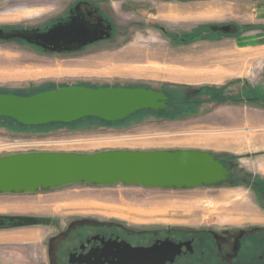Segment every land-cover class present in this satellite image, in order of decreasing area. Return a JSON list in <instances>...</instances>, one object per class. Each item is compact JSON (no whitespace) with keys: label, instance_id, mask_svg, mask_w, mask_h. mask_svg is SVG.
Returning <instances> with one entry per match:
<instances>
[{"label":"rangeland","instance_id":"374dc122","mask_svg":"<svg viewBox=\"0 0 264 264\" xmlns=\"http://www.w3.org/2000/svg\"><path fill=\"white\" fill-rule=\"evenodd\" d=\"M45 1L54 0H0V12L4 13L0 24L28 21L24 16L37 11L18 9ZM262 2L157 0L148 3L150 8H127L120 14L121 1L114 0L111 8L127 22L123 28L135 19L159 23L173 32L162 31L160 25L122 29L111 40L63 53L44 52L17 41H0L3 90L35 91L54 85H147L183 97L207 87H224L217 98H227L217 101L214 92H207L194 97L213 96L214 100L188 103L189 111L184 115L170 117L139 110L116 124L85 120L74 125L16 127L0 121V144L8 139L43 140L49 144L38 150L67 152L196 148L238 157L230 164L233 176L209 186L157 188L76 182L33 192H0V216L36 219L28 225L7 224L0 228V264H49L48 240L68 219L102 218L135 226L192 228L212 221L241 224L254 219L253 210L257 212L259 207L251 182L254 176L264 179V99L253 98L264 94V46L246 52L240 49L242 54L237 51L239 56L234 54L226 62L228 71L219 70L225 75L216 74L212 79L205 72L219 69L223 56L227 58L221 53L234 44V38L264 30V25L256 22L264 14L255 10ZM13 12L16 13L9 14ZM222 24L232 25L234 31H213ZM199 34L217 37L200 38ZM190 35L195 38L184 42ZM237 72L244 78L236 77ZM244 75L254 76L252 83L242 84L238 78L246 80ZM246 86L255 88L249 96L251 100L243 92ZM8 153L12 152L0 150V155ZM256 190L260 195L256 194L257 198L264 200V180Z\"/></svg>","mask_w":264,"mask_h":264},{"label":"water","instance_id":"95a60500","mask_svg":"<svg viewBox=\"0 0 264 264\" xmlns=\"http://www.w3.org/2000/svg\"><path fill=\"white\" fill-rule=\"evenodd\" d=\"M222 28L230 29V26ZM0 37H20L42 47H46V42L58 43L62 39L69 50L72 42L79 41L82 45L88 39L63 34L59 26L38 34L12 30L1 33ZM99 38L102 37L90 36V42ZM169 98L166 92L154 88L123 85H63L32 95L0 92V117H12L25 125L71 123L88 116L118 121L139 110L167 108ZM223 160L217 153L196 148L14 152L0 155V192H33L76 182L157 188L209 186L229 180L231 169ZM35 220L29 216H0V228L7 224L28 225ZM160 248L162 246L152 249L160 251ZM179 251L171 249L170 256L158 259L164 264L167 259L173 260Z\"/></svg>","mask_w":264,"mask_h":264},{"label":"flooded vegetation","instance_id":"af4514ba","mask_svg":"<svg viewBox=\"0 0 264 264\" xmlns=\"http://www.w3.org/2000/svg\"><path fill=\"white\" fill-rule=\"evenodd\" d=\"M114 0H54L38 3L35 7L21 6L19 11H37L22 23L0 24V34L23 30L32 33L48 32L52 27L59 26L61 33L86 36L87 42L80 45L79 41L67 49L64 40L46 42L45 46L29 43L26 39L13 37L0 41H17L18 44L43 50L50 53L82 51L91 45L111 40L112 36L122 29L133 31L136 27H156L172 33L173 31L156 22L131 20L127 22L111 8ZM118 12L124 9L140 10L150 8L148 3L157 0H119ZM149 1V2H148ZM181 1L183 0H176ZM125 3V4H123ZM152 8V7H151ZM9 13V14H14ZM123 14V13H122ZM4 15L0 12V16ZM148 25V26H147ZM226 25V24H224ZM219 25L213 31L230 29ZM228 25V24H227ZM3 31V32H2ZM175 32V31H174ZM109 35V36H108ZM90 36L102 37L90 42ZM42 40V39H40ZM80 45V47H78ZM53 48L55 50H53ZM223 162L231 167L232 160L238 157L219 155ZM264 179L253 177L251 187L254 191L259 210L258 216L245 223L230 221H214L201 224L200 228L179 225L135 226L120 220L102 218H74L61 223L56 233L47 243L49 264H162L160 256H170L171 249L180 250L173 260L167 259L164 264H264V200L258 199L256 190ZM256 192V193H255ZM257 194V196H256ZM259 212V213H258ZM162 246L160 251L153 247Z\"/></svg>","mask_w":264,"mask_h":264},{"label":"trees","instance_id":"16d2710c","mask_svg":"<svg viewBox=\"0 0 264 264\" xmlns=\"http://www.w3.org/2000/svg\"><path fill=\"white\" fill-rule=\"evenodd\" d=\"M205 30H207L208 28L205 27L204 28ZM175 37H177V35L173 34ZM199 37L200 38H203V37H207V38H212V37H217V35H211V36H201V34H199ZM192 38H195V36L193 35H190L189 38L187 39H184V42H188V40L190 41ZM83 85H86V86H93V87H103V86H110V85H101V84H83ZM59 86H63V85H59ZM114 86H120L119 84H116ZM129 86V85H127ZM58 86L54 85V86H47L43 89H40V90H35V91H7V90H3V89H0V92H11V93H16V94H21V95H32L36 92H39V91H43V90H48V89H52V88H56ZM129 87H147V88H152L150 86H129ZM224 87H210V88H203V89H200V90H197L195 92H192V93H189L187 95H184L183 97H180L178 95V93H175L173 91H170L168 89H162L161 91H164L166 92L170 98L168 100V106L167 108H162V109H158V110H155V109H143V110H146L147 111H154V112H158L160 114H163V116H179V115H184L187 113V111H189L187 109V106L186 104L188 103H195L196 104H201V103H204L206 101H212L214 100L213 99V96L212 98L210 99H201V98H196L194 96L196 95H202L204 93H207V92H210L211 94L214 92V97H216V100L217 101H226L227 98L225 96L222 95L221 98H217V96H219V94L223 93L224 91ZM158 90V89H156ZM246 93V96L248 97L247 99L248 100H251V97H249L250 95L252 96L253 93L255 92V90L253 88H250L249 86H246L245 87V90L243 91ZM253 99H264V95H258L257 97H254ZM233 100L235 101H241L240 99H235L233 98ZM85 120H90V121H94V122H98V123H105V124H116V123H119L121 122L122 120H118V121H107L105 119H102V118H99V117H96V116H88V117H85V118H82L80 120H77V121H74V122H71V123H64V122H52V123H48V124H43V125H25L19 121H17L15 118H12V117H0V121L4 122V123H7V124H10V125H15L16 127H28V126H36V127H51L52 125H74V124H78L80 122H83Z\"/></svg>","mask_w":264,"mask_h":264},{"label":"crops","instance_id":"0c3cea01","mask_svg":"<svg viewBox=\"0 0 264 264\" xmlns=\"http://www.w3.org/2000/svg\"><path fill=\"white\" fill-rule=\"evenodd\" d=\"M257 6L258 7L255 8V10L259 13L264 14V2L258 3ZM256 22H259L260 24L264 25V15H262V18H257ZM232 37H234V36H232ZM206 40L212 41L211 39H206ZM263 46H264V30L263 29L256 30L253 33H250V32L243 33L242 36H240L236 39L234 38V44H231L230 47L225 48V50L223 51V54L221 53V55H226L227 58H225L223 56V59L221 60L222 63L220 65H217L219 67V69H216L215 72L206 71L205 74L208 75V77L210 76L212 79L216 74L225 75L224 71L225 70L228 71L227 67H229V65L226 62L230 61L232 59L231 56H234V54H236V56H239V52H240L239 50L240 49H242V50H244V52H246L245 50H249V49L255 48V47H263ZM237 51H239V52H237ZM242 53L240 52V54H242ZM220 69H222L224 71L223 72L219 71ZM237 74H238V72H237ZM220 75H219V77H220ZM217 77L218 76H216V78ZM236 77L244 78L242 75H239V74L236 75ZM245 77H246V80H243V79L241 80L240 78H238V79L242 82V84H244V82L252 83L254 76L246 75ZM221 117H222V119L226 118L224 116H221ZM205 150H208V149H205ZM209 151H211V150H209ZM211 152L216 153L215 151H211ZM230 155L233 156L232 154H230ZM254 212H255V209L253 210V214H254V218H257L258 216H255Z\"/></svg>","mask_w":264,"mask_h":264},{"label":"built area","instance_id":"2783aa9c","mask_svg":"<svg viewBox=\"0 0 264 264\" xmlns=\"http://www.w3.org/2000/svg\"><path fill=\"white\" fill-rule=\"evenodd\" d=\"M49 142L31 139H8L0 144V150H8L12 153L20 151H32L43 149ZM16 150V151H15Z\"/></svg>","mask_w":264,"mask_h":264}]
</instances>
